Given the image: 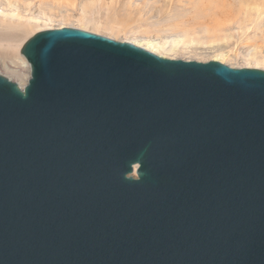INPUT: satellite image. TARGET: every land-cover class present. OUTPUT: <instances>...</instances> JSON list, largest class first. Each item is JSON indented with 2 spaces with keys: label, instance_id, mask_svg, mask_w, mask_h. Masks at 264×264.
<instances>
[{
  "label": "water",
  "instance_id": "1",
  "mask_svg": "<svg viewBox=\"0 0 264 264\" xmlns=\"http://www.w3.org/2000/svg\"><path fill=\"white\" fill-rule=\"evenodd\" d=\"M0 75V264H264V70L73 28Z\"/></svg>",
  "mask_w": 264,
  "mask_h": 264
},
{
  "label": "rangeland",
  "instance_id": "2",
  "mask_svg": "<svg viewBox=\"0 0 264 264\" xmlns=\"http://www.w3.org/2000/svg\"><path fill=\"white\" fill-rule=\"evenodd\" d=\"M7 0H0L6 4ZM17 41L0 42V75L21 88L29 69L21 44L41 30L96 28L110 40L158 56L264 70V0H11ZM261 13V14H260ZM260 14L259 19L255 16ZM1 37V36H0ZM149 43V45H146Z\"/></svg>",
  "mask_w": 264,
  "mask_h": 264
},
{
  "label": "bare ground",
  "instance_id": "3",
  "mask_svg": "<svg viewBox=\"0 0 264 264\" xmlns=\"http://www.w3.org/2000/svg\"><path fill=\"white\" fill-rule=\"evenodd\" d=\"M14 4L11 3V0H7L5 5L0 3V36H1L0 37V42L4 41V42H7V43H11V42L17 41L18 35L16 33H14V31H15L14 27L11 26L10 24H8L7 22H5V23L3 22V21L8 20V19H9V21H11L12 19H14L17 16L16 12L18 11V7L14 6ZM260 14L258 16H255L256 20L260 18ZM84 29L86 31L89 30L90 32H96V33L99 32V31L96 30V28H93V29L84 28ZM28 39H26V40H28ZM22 44H21V46H22ZM146 45H149V43H146ZM145 50L148 51V52L150 51V52H152L154 54L156 53V52H154L152 50H147V49H145ZM160 57L164 58L163 56H160ZM24 60H25V58H24ZM25 62H26V60H25ZM26 65H27V68L29 69V66H28L27 62H26ZM29 75H30V69H29ZM28 78H29V76H28ZM27 80H26V82H27Z\"/></svg>",
  "mask_w": 264,
  "mask_h": 264
}]
</instances>
